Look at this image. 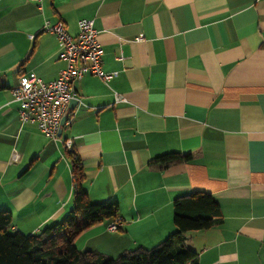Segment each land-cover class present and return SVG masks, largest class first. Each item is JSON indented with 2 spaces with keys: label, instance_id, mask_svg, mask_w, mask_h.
<instances>
[{
  "label": "crops",
  "instance_id": "obj_1",
  "mask_svg": "<svg viewBox=\"0 0 264 264\" xmlns=\"http://www.w3.org/2000/svg\"><path fill=\"white\" fill-rule=\"evenodd\" d=\"M82 18L94 20L103 70L117 74L77 82L79 103L53 140L22 124L11 87L23 72L57 78L65 62L44 24L76 35ZM67 138L89 199L117 202L121 222L82 231L80 251L153 247L176 230L173 200L203 191L223 220L187 234L200 264H264V0H0V210L12 230L38 233L71 210Z\"/></svg>",
  "mask_w": 264,
  "mask_h": 264
},
{
  "label": "trees",
  "instance_id": "obj_2",
  "mask_svg": "<svg viewBox=\"0 0 264 264\" xmlns=\"http://www.w3.org/2000/svg\"><path fill=\"white\" fill-rule=\"evenodd\" d=\"M24 73V72H23ZM74 176V199L69 213L59 222L38 233L12 230L9 210H0V264H200L199 252L187 244V234L206 230L222 223L219 200L203 191H191L173 200L176 230L157 245L125 250L116 257L96 250L80 251L76 237L105 218H117V202L94 203L84 187L85 173L78 154L68 151ZM191 153L165 154L163 164L190 160Z\"/></svg>",
  "mask_w": 264,
  "mask_h": 264
},
{
  "label": "built area",
  "instance_id": "obj_3",
  "mask_svg": "<svg viewBox=\"0 0 264 264\" xmlns=\"http://www.w3.org/2000/svg\"><path fill=\"white\" fill-rule=\"evenodd\" d=\"M33 1L42 8L43 0ZM78 26V34L72 35L63 21L54 24L46 21L43 29L56 36L59 57L65 65L53 80L43 81L30 71L24 72L18 83L11 87L13 100L20 104L22 124H36L46 137L53 140L60 138L61 121L64 116H68L70 101L76 98L77 82L88 74L98 75L105 82L117 74L103 70V48L98 39L94 20L79 19ZM121 100H123L122 96L116 94V101ZM68 122H70L69 118L65 124ZM64 142L66 148L71 149L74 140L67 138ZM120 227L121 222L117 217L107 229L117 231Z\"/></svg>",
  "mask_w": 264,
  "mask_h": 264
},
{
  "label": "water",
  "instance_id": "obj_4",
  "mask_svg": "<svg viewBox=\"0 0 264 264\" xmlns=\"http://www.w3.org/2000/svg\"><path fill=\"white\" fill-rule=\"evenodd\" d=\"M78 103H79L78 98H74V99H72V100L70 101V103H69V108L74 109V108L78 105ZM67 119H68V116H67V115L64 116V118H63L62 121H61V125H62V126L65 124V122L67 121ZM61 133H62V128L60 129V135H61Z\"/></svg>",
  "mask_w": 264,
  "mask_h": 264
},
{
  "label": "rangeland",
  "instance_id": "obj_5",
  "mask_svg": "<svg viewBox=\"0 0 264 264\" xmlns=\"http://www.w3.org/2000/svg\"><path fill=\"white\" fill-rule=\"evenodd\" d=\"M109 224H110V223H109ZM109 224H108V225H109ZM191 245H192V244H191Z\"/></svg>",
  "mask_w": 264,
  "mask_h": 264
}]
</instances>
